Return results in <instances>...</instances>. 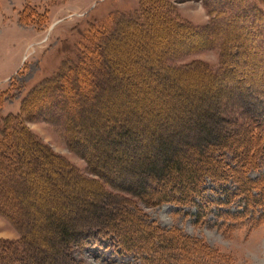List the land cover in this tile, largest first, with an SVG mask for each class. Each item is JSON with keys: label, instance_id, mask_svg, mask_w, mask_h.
Returning a JSON list of instances; mask_svg holds the SVG:
<instances>
[{"label": "rangeland", "instance_id": "1", "mask_svg": "<svg viewBox=\"0 0 264 264\" xmlns=\"http://www.w3.org/2000/svg\"><path fill=\"white\" fill-rule=\"evenodd\" d=\"M139 7L140 0H0V127L7 116L21 114L23 105L38 97L36 88L58 69L71 44L81 38L87 21L107 17L110 12H128ZM167 7L169 16L182 22L181 30H175L163 19H158L154 32L152 29L139 35V29L133 32L127 27L125 33L119 31L106 37L105 52L96 71L97 77L104 76L109 81L102 78L87 90L82 87L85 81L80 82L73 124L79 125L81 120L88 121L91 116L102 122H106V118L116 120L113 113L133 107L136 110L128 113V118L146 130L161 132L164 138L176 139L179 135L188 139L191 149L194 148L196 155L202 158L196 161L197 164H206L210 158L206 146L213 139L231 142L241 139L245 147L253 137L246 126L252 117L251 112L244 109L250 104L246 100L253 99L264 106V98L259 93L251 94L246 88H234V83L228 82L224 74L223 78L214 76L211 79L201 72H192L181 74L175 84L167 80L156 81L158 67L155 65L149 69L146 63L137 64L135 60L157 47L155 51L164 58L172 54L177 56L170 57V62L177 66H194L201 60L216 72L222 64L224 50L229 67L236 65L237 72L245 71L247 82L264 81V0H169ZM219 10H224L220 16H236L232 23L225 22L224 17L218 19L221 26L213 31L208 25L213 18L217 19ZM22 17H27V21ZM206 30H211L208 37ZM212 36L220 37L214 46L210 45ZM160 60L154 62L159 64ZM143 71L149 72L147 76L140 75ZM236 71L232 76L238 83ZM241 84L244 83L241 81L238 85ZM194 89L197 94L193 97L189 93ZM202 89L208 91L205 93ZM91 95L96 96L94 100H88ZM178 97L196 112L208 102L215 106L203 117L197 115L198 123L207 127L201 132L205 134L204 138L197 134L200 132L198 125L182 127L185 122L196 118L189 110H177ZM84 99L89 101L86 107H90L81 112V106L85 107L81 103ZM261 109L263 115L260 117H264V107ZM48 111L43 109L36 118L25 117L24 120L30 131L58 156H44L42 151L25 146L24 140L17 138L18 149L15 154H8L17 161L19 168H23L20 162L27 161V175L22 177L18 175V169H5V166L0 169V192L3 195L0 201V264H140V254L134 245L145 241L140 237L139 229L138 235L130 232L132 236L123 240L124 237L115 231L104 234L98 230L97 224H104L100 221L102 219L121 233L144 223L158 225L161 229L155 234L162 238L165 228L176 227L232 254L238 264H264V218L258 219L261 210L253 215H240L243 210L240 199L228 196L230 190L237 187L233 178L205 177L203 195L212 201L205 208L173 201L148 203L131 192L113 187L100 176L93 167L96 166L95 159L88 160L69 143L61 112L50 115ZM144 112L146 119L141 118ZM221 115L234 120L230 130L207 135L205 131L211 130L213 125L221 126L223 121L218 119ZM127 117L123 115L122 118ZM101 147L97 151L99 157H113L108 147ZM166 151L171 153L172 147ZM177 152L176 157L187 162L182 150ZM1 153L2 161H8L9 156ZM261 158L263 161L249 168L246 175L264 183V156ZM189 162L184 174L199 169ZM137 164L143 165L139 161ZM227 164L236 166L235 162ZM155 167L157 172L161 171L160 163ZM219 168L218 175H223L222 167ZM235 173L239 174L238 171ZM176 174V171L171 172L174 178ZM163 189L158 190V196L165 193ZM231 212H236V216L229 215ZM96 214H101L98 215L99 221H96ZM128 214L136 222L120 223ZM74 221L80 225L89 224L86 225L88 230L83 231L82 242L75 240L78 243L64 245L65 237L61 236L59 229L64 223ZM153 242L150 240L147 244ZM182 243L186 245L179 238L167 242L165 252L168 253L165 255L159 250L158 261L165 257L168 264L193 263L194 257L187 261L180 256ZM155 262L156 257H153Z\"/></svg>", "mask_w": 264, "mask_h": 264}, {"label": "trees", "instance_id": "2", "mask_svg": "<svg viewBox=\"0 0 264 264\" xmlns=\"http://www.w3.org/2000/svg\"><path fill=\"white\" fill-rule=\"evenodd\" d=\"M167 6H169V0H140V7L137 10L122 13L110 12L107 17L90 19L87 21V25L81 33V38H79L75 44H71L70 51L65 54L58 69L46 78L44 84L42 82L41 85L36 88L38 97L33 101L29 100L30 102L28 101L23 105L20 112L21 114L7 116V118H5L6 122H2V128L0 127L2 129V132H0V153L2 152L1 154L5 156H9L8 152L15 154L19 145L17 138H21L24 140L25 146L36 147L38 150L42 151L44 156H58V154L51 150L46 142L30 131L24 118H36L43 113V109H48L50 115L54 112L58 113L59 111V113L61 112V116L65 118L66 130L69 133L68 140L71 146L77 148L81 155L88 160L91 161L95 159L96 166H93L95 171L105 178L113 187L131 192L151 204H157L161 201H173L185 205L198 204L200 208H205L212 202L203 195L205 177L212 176L219 180L223 178L228 180L230 177L235 180L237 187L232 191L230 190L231 194H228V196L240 199L243 205V210L240 211V215H253L261 210L259 211L258 219L262 220L264 218V183L260 180H253L246 175V171H248L249 168L257 166L263 161L261 157L264 156V117H260L263 115L261 108L264 106L259 102L253 99L246 100L250 104L249 108H247V106L244 107V109L247 113L251 112L252 115L250 118L251 122L246 124V126L253 137L248 140L245 147H243V140L241 139H238L236 142H231L229 140L216 141L213 139V142L206 146V150L210 154V158L206 164H197L202 158L200 155H196V150L194 148L191 149L188 139L179 135L176 139L169 137L164 138L161 132L155 129L146 130L143 126L137 124L138 122L132 120L130 117L128 118V113L136 110L133 109V107L131 108L128 106V108L118 110V113H113V117H115L114 119L116 120L109 121L108 118H106V122H102L95 116H91L88 121L81 120L79 125L73 124L74 106L79 101L76 96L78 88H80V82L85 81L82 87L87 90L91 89L93 84L96 81H100L102 78L105 82L109 81V79L107 80L104 76L97 77L96 71L98 62H100L99 60L105 52L106 37L111 34L116 35V32L119 31L125 33L127 27H130L133 32L139 29L140 32H137L139 35H143V31L149 33L152 29L154 32V27L159 21L158 19H163L167 26L173 27L175 30H181L182 22L169 16L170 14L166 9ZM222 13H224V10H221L218 13L217 19L213 18V21L208 25L213 31L218 30L219 26H221L217 21L218 19H223L224 17V19H226L225 22L229 23L231 21L232 23L236 16H220ZM22 18L27 21V17ZM184 25L189 26L186 23ZM206 32H208V34L205 32L202 33H205L206 37L210 36L211 30H206ZM211 38V46L216 45L220 40V37L212 36ZM159 47L161 48L162 46ZM156 48L157 47H152L148 52L139 55L138 59L135 60L137 64L146 63L149 69L156 65L158 67L155 71L156 81L167 80L175 84L181 74H190L192 72H201L202 75L205 74V77L208 76L211 79L214 76L223 78L224 74L228 82L234 83V88L239 87L243 90L246 88L251 94L255 95V93H259L264 98V81L255 79V81L247 82L248 78L247 75H245V71L242 70L237 72L236 65H231L229 67L228 59L224 56V50L222 64L219 69L214 72L211 71L212 69L208 64L201 60L196 61L194 66H177L170 62V57L173 58L175 55L172 54L164 58L163 54L161 55L159 52L155 51ZM222 48L224 49L223 46ZM237 52L238 50L234 52L235 55ZM225 53L226 55L228 54V49ZM176 57L177 56H175V58ZM158 59L160 60L159 64L154 62ZM235 71L239 74L238 83L235 81L236 78L232 76ZM148 73L149 72L143 71L140 75L145 76L146 74L147 76ZM241 81L244 84L238 85ZM110 82L112 81L110 80ZM125 85L126 87L128 86L127 84ZM202 90L205 93L208 91L207 89ZM189 94H193L194 97V95L197 94V90H191ZM95 97V95H91L88 97V100H94ZM179 98L180 97L177 99L179 100L177 110L180 112L189 110L193 117L196 118L185 122V126L182 127L194 128L198 125V127H200V132L197 134H200V138H204L205 134L202 135L201 132H204L203 129L206 125L200 122L198 123L197 115L203 117L210 112L212 109L211 107L214 105L208 102V105H203V107L200 108V112H196L194 107L190 108L189 106H185ZM88 100L84 99L81 103H84L86 107V103L89 102ZM85 107L81 106V112H83L84 109H89L88 107L90 106ZM141 114V118L146 119L145 112ZM123 115L128 119L122 118ZM162 118L166 119L167 117L166 115H162ZM218 119L223 121L221 126L218 124L213 125L211 130L205 131L207 135H214L212 132L215 131L219 133L224 130L229 131V126L230 124L232 125L234 121L230 117L223 115ZM92 138L94 139L92 140ZM101 146L108 147L113 157H111V155H107L105 158L99 157L97 151L102 148ZM170 147H172L171 153H166V150ZM179 150H182L185 158H187V162L184 161L185 159L180 160L176 157L177 151ZM228 154H230V158ZM8 158V161H2L0 158V169L4 166L5 169L6 167L12 170L18 169V175L25 177L29 170L27 161L20 162L23 168H19L17 161L10 156ZM138 161L143 165L137 164ZM188 162L191 166L199 167L198 171L184 174L183 171L185 168H188ZM230 162H235L236 166H229L227 163ZM145 163L146 165H144ZM156 163H160L161 171L159 172H157L155 167ZM219 167H222L221 170L224 172L223 175H218L217 171L220 169ZM233 167L235 168L234 171L231 170ZM173 171L177 172L176 178L171 175ZM236 171L239 172L238 175L235 173ZM161 188H164L163 191L165 193L158 196L157 192ZM197 198L200 199L199 202H197ZM2 200L3 195L0 192V201ZM98 215H95L96 221L100 220V216ZM229 215L236 216V212H231ZM100 221H103L104 224L99 222L97 224V226H99L98 230L104 232V234H106L107 231H115L117 235L126 238L124 239L122 237L123 240H128L127 236H132L131 233L136 232L138 235L137 230L139 229V235L141 234L140 237L145 241L134 245L135 251L140 254V264H154L153 257H156L155 264H168L165 257H163L161 261H158V251L160 250V252L166 255L168 253V251L165 252L167 242L169 244L170 241L176 238H179L186 244L184 245L182 243L179 247L181 250L180 256L187 261L192 260V257H194V262L191 264H238L232 254L224 252L217 246L210 245L201 237L183 233L176 227L165 228L162 238L155 234L157 230L161 229L158 225L150 226L148 223H140V227L133 226L130 230L121 233L117 227L107 223L105 224L103 219ZM128 221L136 222L135 218L128 214L125 219L120 220V223H126ZM86 225L87 224L80 225V223L76 221L64 223L59 229V232L62 234L61 236L65 237L64 245H68L71 242H82L81 238L83 231L88 230L87 226H89V224ZM92 227L93 226L90 228ZM150 240L154 241L152 245L147 244ZM169 257L172 259V254L169 253Z\"/></svg>", "mask_w": 264, "mask_h": 264}]
</instances>
